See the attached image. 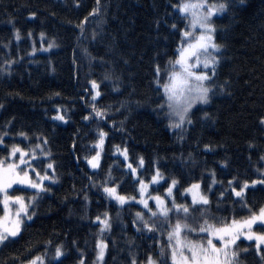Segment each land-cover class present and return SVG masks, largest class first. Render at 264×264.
<instances>
[{
  "label": "trees",
  "instance_id": "1",
  "mask_svg": "<svg viewBox=\"0 0 264 264\" xmlns=\"http://www.w3.org/2000/svg\"><path fill=\"white\" fill-rule=\"evenodd\" d=\"M178 3L0 0V135L6 145L41 144L50 155L37 150L34 166L43 174L52 162L47 172L55 178L45 180L49 191L32 202L29 214L34 215L14 242L0 246V264L49 255L46 264H80L81 259L83 264H145L148 256L171 264L169 229L159 215L151 217L130 200L119 204L102 187L116 185L118 194L139 199L138 179L150 184L157 169L162 179L150 188L151 195H160L169 207L173 198L189 205L187 223L193 227L205 219L220 227L264 207V0H246L245 6L212 18L221 48L215 53V75L206 82L210 102L196 105L191 123L177 131L169 126L166 106L159 107L163 90L155 69L160 66L163 83L169 61L177 58L188 23L173 7ZM93 105L104 115L97 117ZM58 114L64 120L56 119ZM100 131L107 135L97 147ZM115 146L127 149V161ZM97 151L101 161L92 169L88 159ZM140 157L144 164L137 167ZM127 163L137 168L135 177ZM172 179L177 184L169 197L165 190ZM245 182L248 187L237 196L233 189L240 191ZM194 183L207 205H193L184 191ZM19 188L24 190L14 194L26 200L35 195L33 189ZM137 212L155 226L153 231L143 227ZM252 231L264 228L256 225ZM241 239L236 244L246 251L240 262L264 264V248L258 252ZM99 242L107 245L102 260ZM57 246L63 255L52 259Z\"/></svg>",
  "mask_w": 264,
  "mask_h": 264
},
{
  "label": "snow or ice",
  "instance_id": "2",
  "mask_svg": "<svg viewBox=\"0 0 264 264\" xmlns=\"http://www.w3.org/2000/svg\"><path fill=\"white\" fill-rule=\"evenodd\" d=\"M99 3V0H97ZM246 0H180V3L173 5L174 8L182 14V18L188 19L190 22L186 25L187 30L182 32V42L177 49L178 55L175 60L169 61L170 69H165L166 80L160 83L159 73L160 66H156L157 84L163 90V103L159 105L161 109L167 107V115L169 117V126L180 128L186 121L191 123L188 118L189 113L194 105L208 104L210 102L211 87L206 83L209 82L212 76L215 75L218 56L215 53L219 52L221 45L215 41L216 28L212 22V17L226 12L229 8H240L245 6ZM96 10L94 9L93 12ZM34 16L35 13H32ZM175 27V25H173ZM199 29L198 34L194 35L195 30ZM44 34L41 33V36ZM16 39L19 40V31L16 32ZM53 43H49L48 47H53ZM35 50V49H34ZM11 63V61H6ZM178 66L179 70H176ZM199 69V70H197ZM211 73V75L209 74ZM93 89L98 86L95 81H92ZM100 93L95 92L93 99L99 96ZM93 111L97 117L104 115V109H97L93 105ZM205 115H207L205 113ZM59 120H64V116L57 115ZM87 119V117H85ZM264 124V117L260 120ZM6 135V134H5ZM18 135L27 139V134L24 132ZM107 134L103 131L99 133L97 147H100ZM46 143V141H44ZM0 146H3L4 155H0V205L3 206V215L0 216V246H7L8 243L14 242L13 238L17 237L21 232V225L26 218L32 219L34 213L29 214V208L32 202L41 192L49 191L44 186L45 180L55 181L54 176H49L47 169H53V163L49 162L46 165L43 174L37 171L34 166V161L37 160V150L41 156H49L41 144L30 146L27 149L22 148L19 144L6 145L4 136L0 135ZM207 147V146H206ZM116 151L124 156L125 161L128 160L127 149H121L115 146ZM100 152L88 159V163L93 168L99 166ZM144 160L138 158L137 167H142ZM126 167L135 177L137 168L133 167L132 163H127ZM111 178V172L108 174ZM162 179L159 169L155 175L151 177L150 183L158 182ZM213 182H215L213 180ZM139 183V203L151 214V217H159L168 225L167 231V246L170 248L171 264H240V253L242 250L236 244L237 240L243 235L249 241H255L256 249L259 252L261 245H264V232L252 231L253 225L258 221L260 227L264 228V207H261L258 212H253L248 218L241 221L233 219L230 224H224L220 227L203 221L198 227H193L187 223V218L190 215V208L187 204H179L175 198L171 200V207L160 195H149L145 199V193L148 189V184L143 179H138ZM231 183V182H230ZM253 184L257 181H253ZM264 183V181H260ZM177 184L175 179L171 180V184L166 188L167 195L172 196L173 187ZM26 185L28 188L35 190V195L28 197L27 200L22 195L14 194L17 191H23L19 187L13 186ZM103 191L114 198L120 204H124L127 200H136L135 196H125L117 193V186H107V183L102 185ZM200 185L194 183L184 191L191 193L192 204L200 203L207 205L209 203L206 195L201 194L198 189ZM248 187L245 182L240 191H233L237 196H241L244 189ZM9 190H12L11 193ZM154 201L155 211L149 207L148 201ZM170 213H174L177 219L172 222ZM183 214V220L179 217ZM136 216L142 221V225L148 231H153L155 226L149 224L145 220L141 212H137ZM99 220V217H97ZM105 227H109L107 221H102ZM190 234H195L194 238H190ZM215 241V242H214ZM50 243V242H49ZM107 247L103 242L97 244L98 259L103 258L104 250ZM163 251V250H162ZM63 255L61 247L55 249V257L60 258ZM43 264L42 257H33L27 264ZM62 264V262H61ZM80 264H83L81 259ZM132 264H136L133 260ZM145 264H158V261L151 256L146 258Z\"/></svg>",
  "mask_w": 264,
  "mask_h": 264
},
{
  "label": "rangeland",
  "instance_id": "3",
  "mask_svg": "<svg viewBox=\"0 0 264 264\" xmlns=\"http://www.w3.org/2000/svg\"><path fill=\"white\" fill-rule=\"evenodd\" d=\"M213 17H215V16H213ZM212 17V18H213ZM186 20H188V19H186ZM189 20H188V23H187V25L189 24ZM187 30V29H186ZM198 32H199V29H197V30H195V32H194V35H196V34H198ZM176 70H179L178 69V66H177V69ZM197 70H199V69H197ZM199 103H197L196 105H198ZM196 105H194L193 106V108L196 106ZM192 108V109H193ZM191 109V110H192ZM166 111H167V107H166ZM191 112V111H190ZM186 123V122H185ZM185 123L182 125V126H185ZM181 126V127H182ZM181 127L180 128H178V129H175V130H180L181 129ZM100 161H101V155L99 156V161H98V164H100ZM91 166V165H90ZM99 167V166H98ZM98 167L97 168H93L92 167V169H98ZM37 171H40V169L37 167ZM41 172V171H40ZM45 182H47V181H44L43 183H45ZM158 183H160L159 181L158 182H156V183H150V184H148L149 186H148V189H147V192L145 193V199H147L148 198V196L149 195H151V193H150V188L152 187V186H155V185H159ZM13 187H22V188H28L26 185H21V186H16V185H14ZM30 189V188H29ZM9 191H11V190H9ZM35 191V190H34ZM198 191L201 193V194H203L202 193V189H201V186L199 187V189H198ZM188 194H189V196H190V199L192 200V195H191V193H189V192H187ZM153 196L154 195H158V194H152ZM112 198V197H111ZM137 198H139L140 199V194H139V196L137 197ZM113 200H115L114 198H112ZM139 199H136V200H130V202H134V203H138V204H140L138 201H139ZM36 200V199H35ZM35 200H34V202H35ZM165 200V199H164ZM168 200V199H167ZM166 201V200H165ZM118 202V201H117ZM127 202V201H126ZM125 202V203H126ZM119 203V202H118ZM124 203V204H125ZM148 203H149V207H151L152 205H154V201H152V200H149L148 201ZM166 203H167V201H166ZM120 204V203H119ZM198 204V203H197ZM142 207H143V205L142 204H140ZM155 206V205H154ZM202 206V205H201ZM144 208V207H143ZM145 209V208H144ZM154 210V209H153ZM29 211H30V208H29ZM3 215V206L2 205H0V216H2ZM26 222V218L24 219V221H23V223H22V225H21V230H22V228H23V226H24V223ZM173 223H175V221H172ZM167 225V224H166ZM256 225H260V222L259 223H256V224H254L253 225V227L254 226H256ZM157 226V225H156ZM216 226V225H215ZM167 228H168V225H167ZM169 229V228H168ZM254 232H256V231H254ZM257 233H260V232H257ZM20 234V233H19ZM18 237V236H17ZM17 237H15V238H17ZM15 238H13V239H15ZM241 238H243V239H241ZM239 239H241V240H247L243 235H241L240 236V238ZM238 239V240H239ZM237 240V241H238ZM247 241H249V240H247ZM215 242V241H214ZM250 242H252L253 244H254V246L256 247V243H255V241L253 240V241H250ZM261 248H264V245H261ZM257 250V249H256ZM41 257V256H40ZM45 258V257H44ZM43 257H42V259H43V264H46L47 263V261H51V256L49 255L47 258H45L44 259ZM55 258V256H52V259H54ZM22 264H27V263H22ZM38 264H39V262H38ZM240 264H243V263H241L240 262Z\"/></svg>",
  "mask_w": 264,
  "mask_h": 264
}]
</instances>
